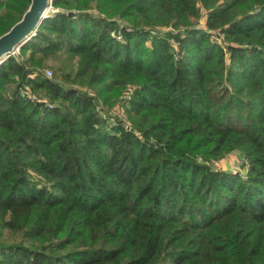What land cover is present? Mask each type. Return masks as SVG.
Returning a JSON list of instances; mask_svg holds the SVG:
<instances>
[{"label":"trees","instance_id":"1","mask_svg":"<svg viewBox=\"0 0 264 264\" xmlns=\"http://www.w3.org/2000/svg\"><path fill=\"white\" fill-rule=\"evenodd\" d=\"M52 8L0 64V264H264V0Z\"/></svg>","mask_w":264,"mask_h":264},{"label":"water","instance_id":"2","mask_svg":"<svg viewBox=\"0 0 264 264\" xmlns=\"http://www.w3.org/2000/svg\"><path fill=\"white\" fill-rule=\"evenodd\" d=\"M56 12L52 0H30L20 20L0 36V64L11 56L19 60L21 47L36 35L43 20Z\"/></svg>","mask_w":264,"mask_h":264},{"label":"rangeland","instance_id":"3","mask_svg":"<svg viewBox=\"0 0 264 264\" xmlns=\"http://www.w3.org/2000/svg\"><path fill=\"white\" fill-rule=\"evenodd\" d=\"M47 70L52 72V69L49 67L47 68ZM47 70H46V72H47ZM52 76H53V72H52ZM129 93H130V89L128 88L124 92V96L129 95ZM111 113L115 116V118H119L118 115H122V113H123V109L121 108L120 104H116L115 106H113L111 108ZM213 166L220 169V170H227V171H233V172H237V171L243 172L244 171L242 169L240 157L237 153L229 154L224 159L220 160L217 163H214Z\"/></svg>","mask_w":264,"mask_h":264},{"label":"built area","instance_id":"4","mask_svg":"<svg viewBox=\"0 0 264 264\" xmlns=\"http://www.w3.org/2000/svg\"><path fill=\"white\" fill-rule=\"evenodd\" d=\"M46 75H47L48 77H51V76H52V72L49 71V70H47Z\"/></svg>","mask_w":264,"mask_h":264}]
</instances>
